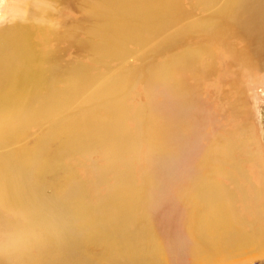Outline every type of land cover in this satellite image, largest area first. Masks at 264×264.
Here are the masks:
<instances>
[{
	"label": "bare ground",
	"instance_id": "bare-ground-1",
	"mask_svg": "<svg viewBox=\"0 0 264 264\" xmlns=\"http://www.w3.org/2000/svg\"><path fill=\"white\" fill-rule=\"evenodd\" d=\"M53 1L32 0L29 11L45 16ZM215 1L210 0L206 6ZM83 2L85 20L91 21L90 38L81 41L74 33L65 34L64 38L83 49H91L100 60L104 56H122L130 44L137 47L158 38L173 29L188 13L192 14L195 7L194 4L187 7L184 0ZM22 10L13 2L4 12L0 6V16L9 12L22 13ZM190 37L204 43L185 46ZM235 39L242 44L241 47H237ZM33 44L31 31L24 26H20V30L10 27L0 30V139L3 133L14 131L21 122L42 123L41 120L47 118L52 125L46 139L64 135L66 125H69L63 147L56 154V164L67 150L97 143L112 145V148L108 147L112 153L116 157L120 154L129 165L131 162L126 156L141 146L140 141L146 142L149 151L157 156L152 162L155 175L145 174L143 177L148 190L144 192L142 187L135 185L131 168L126 166L128 182L121 180L111 190L112 201L104 196L101 206L106 208L87 204L81 197L82 184H77L78 202L71 216L67 215L70 232L58 237L48 247H38L32 242V248L26 253L18 252L22 262L170 264L167 245L152 214L156 197L161 194L164 199L171 197L179 208L180 249L187 252L189 264H235L233 260L226 261L242 256L241 249H249L256 243L262 249H252L253 258L264 257L263 190L255 187L251 196L257 207L260 202L256 220L248 221L239 213L240 206H245V200H249L245 186L250 181L235 161L232 148L233 145L240 148L248 144L246 131L240 129L241 134L235 143L212 137L202 151L201 96L197 89L199 80L203 81L217 70L216 59L206 57L207 52L222 50L229 57L230 65H237L241 72L264 70V0H225L211 14L195 18L176 29L156 46L154 53L158 58L161 56L158 62L125 67L123 76L102 84L87 97L89 102L86 104L92 105L94 110L79 111L65 124H59L56 121L59 115L54 114H61L68 105L70 94L67 92L71 90L78 96L84 94V88L94 83L97 73L84 67L71 70L70 66L60 64L53 53L51 60H47V67L38 66L40 62ZM38 69L42 72L39 73ZM137 78L145 84L151 98V110L136 114L135 119L140 120L141 125L136 139L126 126L124 114L127 109L125 93L122 92H126L129 83ZM159 95L163 97L162 102L157 101ZM105 107L106 115L102 117L99 113ZM190 156L189 173L179 171L180 158ZM18 158L17 155L0 158L1 198L13 206L20 204L27 190H31V194L37 192L33 184L37 177L27 176L22 168L20 172ZM44 162L48 172L51 162ZM176 163L177 167L173 169L172 164ZM161 167L162 170L158 171ZM116 173L124 177L123 171ZM213 175L227 177L230 183H214ZM193 181H199V185H194ZM62 222L65 227L66 219L62 218L56 220L57 225L52 224L62 231ZM60 229L55 227L53 232L60 234ZM19 241L21 248H27L33 236L20 233ZM9 251L6 244L0 249V264H20L11 258Z\"/></svg>",
	"mask_w": 264,
	"mask_h": 264
},
{
	"label": "rangeland",
	"instance_id": "rangeland-1",
	"mask_svg": "<svg viewBox=\"0 0 264 264\" xmlns=\"http://www.w3.org/2000/svg\"><path fill=\"white\" fill-rule=\"evenodd\" d=\"M31 1L0 0L2 12L8 9V6L13 2L19 5L21 10L23 9L22 13L9 12L4 16H0V30L8 27L20 30V26H24L31 31L34 42L33 48H36V56L40 62L38 66L47 67V60H51L54 54V57H58L60 64L65 67L70 66L71 70L75 67H84L91 68L97 73L94 83L84 88V94L78 96L71 90L67 92L70 94L68 105L61 114L59 112L54 114L59 115L56 118L59 124H65L68 121L70 122V116L79 111L94 110L92 105L86 104L89 102L87 97L94 90L102 87V84L110 83L113 79L123 76L122 71L125 67H140V65L149 62V64L154 61L158 62L161 56L158 58L154 50L163 38L176 29L189 24L195 18L211 14L225 0H216L208 6L206 5L210 0L207 3H205V0H184L187 7L193 4L195 7L192 14L188 13L184 16L182 21L177 23L173 29L171 28L158 38L145 42L143 45L136 47L135 44H130L122 56L120 54L114 57L104 56L103 60H100L95 53L93 54L91 49L86 47L83 49L78 44L64 38L65 34L69 33L77 34L79 37L76 38L81 41L90 38V30L88 29L91 26V21L85 20L83 0H55L56 2H52L49 13H46L45 16L38 12L32 13L29 11ZM196 39L198 38L190 37L184 45L195 46L204 43L202 41L198 42ZM235 41L237 47H241L242 44L237 39ZM205 56L216 59L217 70L203 81L199 80L197 88L201 96L202 113L200 117L203 124L201 126L200 144L202 145V151L212 137H221L226 141L235 143L241 134L240 129L246 131L248 144L245 143L240 148L233 145L232 152L235 161L244 169V176L250 181L245 186V192L249 200H245V206H240L239 213L248 221H253L259 217L257 208L260 204L259 202L257 207L251 199L255 192L254 188L262 189L264 193V70L241 72L237 65H230L229 57L222 50L213 51L212 53L207 52ZM37 71L41 73L42 69ZM61 86H64L63 82H61ZM122 93H125L124 101L127 109V113L124 114V117L126 116V126L129 127L137 139L141 125L140 120H136L135 116L143 110L150 112L151 98L147 93L145 84L138 78L131 84L129 83L126 92L123 91ZM157 101H163L162 95L158 96ZM117 109L120 112V106ZM25 113L29 114V112ZM99 115L102 117L106 115V107L102 109ZM27 117L29 118V115ZM46 119L41 120L42 123H33L30 120L28 123L21 122L17 124L14 131L3 133L0 139V158L19 156V171L21 172L22 168L27 176L37 177V180L33 182L37 187V192L33 191V194H31V190H27L20 204L16 206L2 200V190L0 189V249H3L6 244V249L10 250L8 253L11 258L20 264L27 263L21 261L18 252L26 253L32 248V242H35L38 247L44 245L48 247L58 237L70 232L67 215L71 216L72 210L78 202L77 184H82L81 197L84 201L90 206L98 205L101 209V207L106 208L101 206L102 201L105 199L104 196H106V200L112 201L109 196L111 190L116 188L121 180L128 182L126 166L131 168L135 185L142 187L144 192L148 190L143 181L144 175H151V177L155 175L152 162L157 155H153L149 151V146L144 141L139 142L141 146L133 154L126 156V159L131 162L130 165L123 157L120 158V154L116 157L112 153L108 148H112V145L99 143L90 144L91 146L87 145L88 147L85 148H74L73 150L68 148L70 150H67L60 157L59 164H56V154L63 147L61 145L66 140L69 125H66L64 135L59 134L52 140L46 139L45 137L52 125L51 121L48 122ZM191 158L192 156L190 158H180L178 170H186L188 174L187 169ZM44 161L51 162L49 165L51 169L48 172L46 170L48 166ZM172 166L175 169L177 163L172 164ZM225 168L229 169L230 166H225ZM160 170H162V167L158 171ZM117 171L119 173L123 171L124 177L118 176ZM212 177L215 180L214 183H225L226 185L230 183L227 177L221 175H213ZM240 182L244 183L245 181L240 180ZM193 183L199 185V181H193ZM230 186L235 190L237 189L235 184ZM164 193H166V190ZM238 195L241 198L240 201H242V196L239 193ZM158 197L159 195L156 197L157 201L155 199L156 206L152 207V214L158 232L167 245L169 262L170 264H189L187 252L180 249L182 242L180 240L179 208L174 205V200L172 201L171 197L170 199H164L165 197L162 198V194ZM7 201H11V199ZM58 218L66 219L65 227L63 222L60 225L62 231L55 226ZM55 227L60 229V234L53 232ZM20 233L33 236V241L29 242L30 245L27 248L20 247ZM252 249L262 248L256 243L249 249H241V252L244 253L242 256L234 257L226 262H232L233 260L235 264H264V257L253 258L254 252ZM37 251L35 250V252Z\"/></svg>",
	"mask_w": 264,
	"mask_h": 264
}]
</instances>
